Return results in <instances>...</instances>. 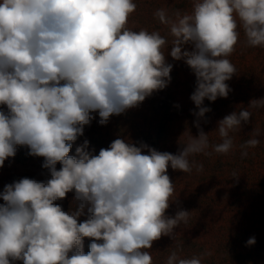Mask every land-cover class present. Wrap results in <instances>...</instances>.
I'll return each mask as SVG.
<instances>
[{
  "label": "clouds",
  "instance_id": "9594fccd",
  "mask_svg": "<svg viewBox=\"0 0 264 264\" xmlns=\"http://www.w3.org/2000/svg\"><path fill=\"white\" fill-rule=\"evenodd\" d=\"M136 8L134 0H0V106L7 107L0 108V167L26 146L29 155L44 158L49 174L21 178L0 193V264H153V242L173 239L188 224L189 211L166 214L177 199L168 168L202 171L189 156L209 147L208 134L191 135L178 154L116 138L98 155L87 150L86 139L69 155L72 144L94 114L106 125L165 89L173 68L167 55L194 73L190 99L194 115L204 117L211 110L205 99L231 91L226 82L236 68L228 57L238 29L249 47H264V0H193L191 13L177 11L174 18L158 9L155 16L172 37L167 54L159 31L127 27ZM259 107L264 98L220 120L222 142L213 151L230 152V132L250 120L249 108ZM259 135L242 147H256ZM69 193L72 208L65 211L59 202ZM84 238L91 239L87 253ZM166 264H202V258L173 251Z\"/></svg>",
  "mask_w": 264,
  "mask_h": 264
},
{
  "label": "rangeland",
  "instance_id": "374dc122",
  "mask_svg": "<svg viewBox=\"0 0 264 264\" xmlns=\"http://www.w3.org/2000/svg\"><path fill=\"white\" fill-rule=\"evenodd\" d=\"M134 2L137 8L130 15L127 27L136 31L142 28L150 32L159 31L168 40L165 53L170 52L172 37L169 28L160 23L155 13L158 9H165L173 18L177 11L181 15L191 13L193 0ZM238 31L239 41L228 57L236 68V74L226 82L231 91L227 98H217L214 102L205 99L203 106L211 110L204 117L194 115L198 109L190 99L196 87L194 73L183 60L177 61L167 55L166 60L173 68L171 82L166 88H170L175 100L167 120L170 122L166 136L159 139L153 133L147 135L141 126L146 120L149 99L155 92L139 107L113 115L109 120L113 140L127 138L136 146L143 142L158 151L172 154H178L191 135L198 137L200 131L208 134L209 147L204 152L189 156L190 161L203 165L202 171L198 172L193 167L191 172L183 173L168 168V175L175 184L174 198L177 199L171 203L166 214L175 216L177 211L186 210L190 212V219L187 225L181 224L174 230L177 237L162 236L161 241L153 242L150 253L161 254V257L154 258L153 264H166L173 251L181 258L200 257L202 264H264V107L249 108L252 113L250 120L242 122L241 129L230 132L233 140L230 152L219 154L213 151V146L222 142L217 131L218 122L246 108L250 101L264 98V47H249L243 28ZM185 50L191 51L192 46L185 45ZM0 108L7 111L6 106ZM255 131L260 133L255 137L260 143L256 147L243 148L242 145L254 137ZM84 140L73 147L75 152ZM86 140L89 142L87 150L91 149L93 154L98 155L96 144ZM245 151L247 155L243 156ZM144 154H147L146 150ZM43 162V157L29 155L26 146H17L16 155L6 159L0 167V175L6 177L14 170L19 175L44 180L49 174L42 167ZM61 166L59 162L56 165L58 170ZM249 170L256 171L260 176L246 174ZM13 182L0 179V193ZM2 203L4 201L0 199ZM252 207H260L261 213L257 215ZM253 237L255 244L247 245ZM205 253L211 255H203Z\"/></svg>",
  "mask_w": 264,
  "mask_h": 264
},
{
  "label": "trees",
  "instance_id": "16d2710c",
  "mask_svg": "<svg viewBox=\"0 0 264 264\" xmlns=\"http://www.w3.org/2000/svg\"><path fill=\"white\" fill-rule=\"evenodd\" d=\"M175 98L173 97L170 88H166L165 90H162L160 92H155L153 96L149 99V108L146 113V120L144 123L141 124L142 128L145 129L146 134L153 133L157 138H163L166 136V130L168 128L169 122L167 121L170 119V114L173 108ZM95 119L91 122L90 126H86L84 129L83 136L79 137L73 144L72 149L69 153V155H76V152L73 150V147L76 146L80 141L85 139L91 140L93 143L96 144L97 150L99 151L101 148H107L111 142L113 141L112 134H111V127L110 122L106 125H100L98 123L99 116L98 114H94ZM91 151V149H90ZM92 152V151H91ZM246 174L252 173V176H260V174H256V171L249 170L246 171ZM1 174V173H0ZM33 178L29 177L25 174L19 175L17 172L12 170L9 175L6 177H3V175H0V179H5L8 181H18L21 178ZM74 193H69L67 197L60 201L59 203L62 204V207L65 211H69L72 208V199H73ZM254 211H256V214L261 213V208L258 209L256 207H252ZM84 217H81L80 220L83 221ZM174 237H177L175 235ZM260 238V237H259ZM262 238V237H261ZM161 239V238H160ZM161 241V240H159ZM91 243L90 238H84L83 241V250L85 253L89 251V244ZM151 252V251H150ZM152 258H157L158 256L161 257V254L158 253H152ZM16 264H23L22 261H17Z\"/></svg>",
  "mask_w": 264,
  "mask_h": 264
}]
</instances>
